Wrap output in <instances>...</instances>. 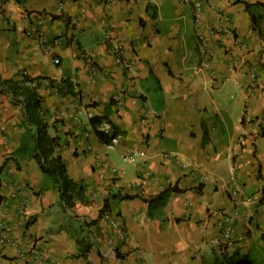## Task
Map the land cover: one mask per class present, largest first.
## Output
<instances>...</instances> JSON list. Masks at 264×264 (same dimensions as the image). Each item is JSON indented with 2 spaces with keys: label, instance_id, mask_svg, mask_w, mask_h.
<instances>
[{
  "label": "crops",
  "instance_id": "0c3cea01",
  "mask_svg": "<svg viewBox=\"0 0 264 264\" xmlns=\"http://www.w3.org/2000/svg\"><path fill=\"white\" fill-rule=\"evenodd\" d=\"M148 1L0 0V84L37 79L86 200L65 207L32 154L22 106L0 90V224L44 264H205L221 247L264 264V0H197L199 27L193 0H154V15ZM62 79L81 97L60 93ZM91 117L110 122L99 129L117 134L113 148ZM229 217L233 245L212 243ZM17 251L0 244V264H26Z\"/></svg>",
  "mask_w": 264,
  "mask_h": 264
},
{
  "label": "trees",
  "instance_id": "16d2710c",
  "mask_svg": "<svg viewBox=\"0 0 264 264\" xmlns=\"http://www.w3.org/2000/svg\"><path fill=\"white\" fill-rule=\"evenodd\" d=\"M14 1L18 2V0ZM245 6L247 9L250 7V5L246 3ZM154 12L155 11H153V15ZM36 81L37 79L30 78L23 72H18L12 79L3 81L0 84V90L10 94L13 99L22 106L25 121L34 130V147L31 150L32 154L38 161L41 171L54 179L62 203L68 210H71L77 203L86 204V200L83 196V189L67 175L66 167L58 152L60 146L59 138L49 134V129L52 125H50L46 119L47 111L44 109L42 98L39 96L34 86ZM58 91L64 95L81 97V93L77 90L76 84L70 79H62L58 86ZM89 123L98 140L105 145L110 144L112 139L117 136L115 132L109 136L99 129L102 124H110L104 117H91ZM179 192L180 190L177 186L164 189L147 201L149 211L152 212L158 208L164 207L171 194ZM129 199H132V197L128 195H124L121 198V200ZM1 201L2 197L0 196V203ZM107 201L108 200L105 201L101 215L109 208ZM94 223L95 221H92L90 224ZM28 224L29 223H27V225ZM83 247L88 249L89 244ZM205 264H247V258L235 253L229 254L224 247H221L219 248V253L213 255Z\"/></svg>",
  "mask_w": 264,
  "mask_h": 264
},
{
  "label": "built area",
  "instance_id": "2783aa9c",
  "mask_svg": "<svg viewBox=\"0 0 264 264\" xmlns=\"http://www.w3.org/2000/svg\"><path fill=\"white\" fill-rule=\"evenodd\" d=\"M148 8H149V14L153 15V11L155 8V3L154 0H149L148 3ZM193 7H194V11L196 13V18H195V23L196 25L199 27L200 26V22L198 19V15L200 13V10L202 8V5L200 2H198L197 0H193ZM197 37L199 38L200 42L202 43L203 47H206V41H205V37H204V33L203 31L198 28L197 30ZM54 62L57 64L59 63V60L56 59L54 60ZM205 66H207L206 64H204ZM150 113L147 112L145 115V119H143V121L148 120ZM106 125V124H105ZM118 143V137H115L114 139H112V141L110 142V144H108L107 146L109 148H113L116 144ZM137 160V155H130V156H123L122 157V161L125 162H135ZM233 221V217H229L225 220L224 223V229L220 235V240L218 241H212V243H216V244H224L226 246H232L234 243V235H233V231H232V226L231 223ZM112 228L115 231V236L119 239V241H123L126 238V233L125 231L120 227V225L118 224L117 221H113L111 220L110 222ZM6 227L2 226L0 224V244L2 245H7V244H11L13 246H15L16 248L18 247V251H17V257L19 260H21L22 262H25L26 264H44V260H43V255L42 252L36 248L35 246H29L27 249H21L16 243L11 242L7 236L5 235V231H6Z\"/></svg>",
  "mask_w": 264,
  "mask_h": 264
}]
</instances>
